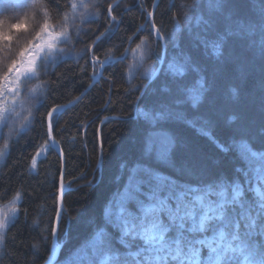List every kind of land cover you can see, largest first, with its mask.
Masks as SVG:
<instances>
[{
    "label": "snow or ice",
    "instance_id": "6c2138e0",
    "mask_svg": "<svg viewBox=\"0 0 264 264\" xmlns=\"http://www.w3.org/2000/svg\"><path fill=\"white\" fill-rule=\"evenodd\" d=\"M250 3L249 11L243 12L235 0H191L183 5L186 28L181 27L179 13L170 17L175 24L170 37L156 22L157 0L150 5L146 0H101L87 22L103 18L104 23L83 46L81 73L91 66L90 79L95 80L105 65L117 59L112 47L103 54L97 49L102 39H110L112 30L125 23L124 14L133 8H139L144 22L122 38L128 47L120 59L126 60L130 53L133 60L127 65L129 76L149 56L150 40L155 38L162 52L151 71L145 70L148 82L133 86L137 95L129 105L132 111L112 117L134 120L138 126L132 152L118 166V187L104 200L98 218L87 222L91 228L87 241L64 260L58 237L66 164L58 169L60 207L55 224L46 226L52 244L50 249L45 247L43 264H264V0ZM52 6L60 8L57 0H0V27L22 11L25 18L28 10L48 16ZM71 8L77 10V0H72ZM145 26L147 35H139ZM10 27L25 30L26 25L17 21ZM184 30L188 41L181 47L175 36ZM43 32L54 35L47 25ZM27 54L36 57L35 71L39 56L31 50ZM11 72L18 69L13 67ZM225 80L235 81L231 92L240 113L238 122L232 118V127H224L220 120L218 86ZM112 83L106 92L109 97ZM92 87L89 83L86 91ZM120 91L131 94L128 88ZM84 94L66 104H53L41 114L43 140L28 157L31 168L46 152L55 151L63 159L61 141L55 137L56 114ZM81 124L86 135L87 122ZM9 147L0 148V159ZM102 180L101 174L88 184L94 191ZM20 198L17 192L16 200ZM18 211L4 217L0 247L6 244L7 229Z\"/></svg>",
    "mask_w": 264,
    "mask_h": 264
},
{
    "label": "trees",
    "instance_id": "16d2710c",
    "mask_svg": "<svg viewBox=\"0 0 264 264\" xmlns=\"http://www.w3.org/2000/svg\"><path fill=\"white\" fill-rule=\"evenodd\" d=\"M133 3L134 0H126ZM149 5L152 0H146ZM191 0H159L156 9V22L161 24L165 32L171 37L175 31V24L170 20L173 13H179L182 29L183 5ZM236 6L243 12L252 7L250 0H235ZM117 11H120L119 9ZM125 23L119 29H113L109 38H104L97 51L105 53L107 48H113L117 61L110 62L102 70V74L92 88L81 100L59 114H56L55 137L61 141L64 151L65 189L63 196V213L60 218V234L58 243L62 247L60 259L71 256L89 238L91 228L90 219L98 218L101 205L110 194L116 190V177L119 164L132 152V138L137 135L138 126L134 120L113 119L115 116H126L132 109L129 105L135 98L134 85H143L145 71L140 66L132 69L129 76L127 65L133 63L131 54L127 59H120L128 44L122 39L136 31L137 26L143 23L139 8H133L130 13L124 14ZM104 23L103 18L88 22L85 30L75 40L76 47H83L92 37L98 25ZM193 21V25H194ZM101 30H103L101 28ZM24 33V30H19ZM148 28L138 33L147 35ZM86 33V35H85ZM188 41L187 31L176 33L175 43L181 47ZM122 45V46H121ZM134 46V44L132 45ZM150 61L148 70L162 52V47L155 42V38L148 42ZM169 54L173 51L169 44ZM83 52L67 51L49 61L43 68L42 79L45 81L38 89L40 99L36 108L35 117L29 122L28 128L19 137L11 140L10 147L3 159H0V200L7 199L13 193L19 192L18 213L10 221L6 234V244L0 247V264H43L46 255L45 247L50 249L51 233L46 226L53 224L56 212V196L59 182L60 160L54 151L46 152L38 160L35 169L30 167L28 157L34 153L35 147L42 142L40 116L53 104H66L73 96L80 95L89 83L93 68L88 66L84 73L80 66L85 64L81 59ZM103 58V56H101ZM113 93L109 97L106 92L109 81ZM235 81L225 80L218 86L221 98V124L224 127L235 126L232 118L239 121L240 113L231 92ZM128 88L130 95L117 89ZM110 101V102H106ZM114 105V107H113ZM123 109V112H121ZM87 113V115H85ZM109 116L107 121L103 117ZM87 122L86 135L81 122ZM4 128L0 125V136ZM75 137V139H73ZM223 139V137H221ZM201 143H204L201 141ZM104 154L101 156L100 148ZM103 180L93 191V185L88 184L95 176ZM47 237V240L44 239ZM37 244L38 250L32 245Z\"/></svg>",
    "mask_w": 264,
    "mask_h": 264
},
{
    "label": "clouds",
    "instance_id": "9594fccd",
    "mask_svg": "<svg viewBox=\"0 0 264 264\" xmlns=\"http://www.w3.org/2000/svg\"><path fill=\"white\" fill-rule=\"evenodd\" d=\"M57 3L60 8L50 7L48 16L28 10L25 18L22 11L18 16H10L0 27V94L4 96V100L0 101V125L4 128L0 148L10 145L11 140L25 132L35 117L40 99L38 89L45 83L42 79L44 66L67 51H83V47H76L75 40L88 26L91 15L99 10L101 0H77L76 11L71 8L72 0H57ZM17 21L26 25L24 33L10 27V23ZM45 25L54 30V35L43 32ZM38 34L43 38L38 39ZM33 45L38 47L33 48ZM29 50L39 56L35 71L33 61L36 57L27 54ZM149 65L146 56L140 67L145 71ZM13 67L18 69L19 74L11 72ZM16 194L0 200V225L5 223L4 217H12L18 209ZM14 200L16 203H13Z\"/></svg>",
    "mask_w": 264,
    "mask_h": 264
},
{
    "label": "water",
    "instance_id": "95a60500",
    "mask_svg": "<svg viewBox=\"0 0 264 264\" xmlns=\"http://www.w3.org/2000/svg\"><path fill=\"white\" fill-rule=\"evenodd\" d=\"M158 1L159 0H157V3H158ZM115 61H117V60H115ZM106 66V65H105ZM104 66V67H105ZM103 70V69H102ZM102 70H101V72L97 75V77H96V79L95 80H92V82H91V84L92 85H94L96 82H98V80H99V78H100V76H101V74H102ZM89 91V89H87V91H86V89L82 92V93H87ZM84 96V95H83ZM82 96V97H83ZM81 97V98H82ZM70 106H72V105H70ZM69 106V107H70ZM69 107H67V108H69ZM67 108H62L61 110H60V112H58L57 114H59V113H61L62 111H64V110H66ZM55 152V151H54ZM56 153V155L58 156V154H57V152H55ZM58 158H59V160H60V167H61V165L62 164H64V160L63 159H61L59 156H58ZM59 184H60V175H59V182H58V188H59ZM66 190L64 189V192H65ZM57 195H58V191H57ZM64 196V195H63ZM63 196H62V200H63ZM63 204V203H62ZM60 207V204L59 203H57L56 202V210L58 209ZM55 222H56V216H54V221H53V224H55ZM51 244H52V240H51ZM51 244H50V248H51Z\"/></svg>",
    "mask_w": 264,
    "mask_h": 264
}]
</instances>
